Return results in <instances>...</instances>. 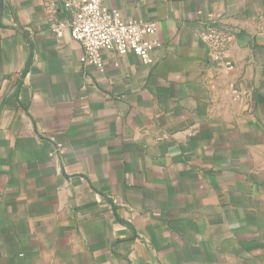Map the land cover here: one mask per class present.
<instances>
[{"label": "crops", "instance_id": "obj_1", "mask_svg": "<svg viewBox=\"0 0 264 264\" xmlns=\"http://www.w3.org/2000/svg\"><path fill=\"white\" fill-rule=\"evenodd\" d=\"M108 4L156 22L153 64L83 63L64 0H0V264H264V0Z\"/></svg>", "mask_w": 264, "mask_h": 264}, {"label": "built area", "instance_id": "obj_2", "mask_svg": "<svg viewBox=\"0 0 264 264\" xmlns=\"http://www.w3.org/2000/svg\"><path fill=\"white\" fill-rule=\"evenodd\" d=\"M63 6L70 16L61 19L52 13L48 19L49 27L57 37L68 33L81 44L83 63L102 69L103 52L111 50L122 55L132 51L145 63H154L152 52L157 45L154 38L157 30L155 21L123 19L119 10L108 4V0H78L77 3L64 0ZM199 36L215 63L224 62L228 69L233 68L228 60L235 41L232 29L211 19L204 23Z\"/></svg>", "mask_w": 264, "mask_h": 264}, {"label": "water", "instance_id": "obj_3", "mask_svg": "<svg viewBox=\"0 0 264 264\" xmlns=\"http://www.w3.org/2000/svg\"><path fill=\"white\" fill-rule=\"evenodd\" d=\"M27 70H28V67H26V69L23 71V73L21 74V78H20V80H19V82H18V89L21 87V85H22V82H23V79H24V77H25V75H26V73H27Z\"/></svg>", "mask_w": 264, "mask_h": 264}]
</instances>
